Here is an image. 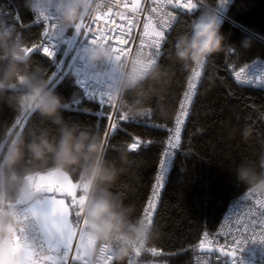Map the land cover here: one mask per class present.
<instances>
[{
  "label": "trees",
  "instance_id": "trees-1",
  "mask_svg": "<svg viewBox=\"0 0 264 264\" xmlns=\"http://www.w3.org/2000/svg\"><path fill=\"white\" fill-rule=\"evenodd\" d=\"M217 1L201 0L204 7L199 6L192 13H180L167 36L158 65L171 78L164 97L169 117L159 116L155 100L142 111L130 112L131 95L117 110L114 120L119 123V130L109 134L107 154L112 158L119 149L126 148L131 164L111 190L125 204L135 206V217H142L160 167L167 140V132L162 127L172 126L194 67L185 68L174 62L169 53L176 37L188 31L195 18L206 8H214ZM8 13L12 18L18 16V21L12 24L26 45H41L40 28L31 25V13L24 8L23 0H0V18H7ZM227 16L220 29L225 41L204 66L183 130L182 144L153 219L155 235L148 246L161 250L168 264H192L204 233H212L228 206L248 191L236 180V167L247 161L260 171V158L264 155V90L241 86L233 80L236 70L255 59H264V0H234ZM30 57L31 71L48 81L53 78L57 72L53 62L40 51ZM69 64L70 59L60 68L57 79L62 77L53 88L70 106L62 115L66 122L87 127L105 139L110 109L84 100ZM121 112L128 113L129 119L119 121ZM17 120L21 124L16 125ZM37 126L49 127L55 132L54 126L42 121L38 114H21L0 99V144L4 145L0 156L16 131L26 132ZM244 130L248 131L247 138ZM134 137L140 138L141 147L130 150L128 145ZM146 141L153 142L145 146ZM70 176L73 181L78 180Z\"/></svg>",
  "mask_w": 264,
  "mask_h": 264
},
{
  "label": "clouds",
  "instance_id": "clouds-1",
  "mask_svg": "<svg viewBox=\"0 0 264 264\" xmlns=\"http://www.w3.org/2000/svg\"><path fill=\"white\" fill-rule=\"evenodd\" d=\"M23 6L34 16L52 13L58 26L66 31L74 30L97 12L95 0H23ZM221 24L213 8H206L188 31L176 37L169 58L185 68L205 65L225 41ZM26 46L15 26L0 18V99L21 114H38L42 121L54 126L55 132L42 126L16 131L0 156V264H22V254L10 256L8 249L18 234L20 208L31 206L42 195L29 178L52 170L76 176L84 190V231L94 242L86 257L89 264H125L135 249L147 246L155 235L151 224L134 216L135 206L125 204L111 190L129 169V153L121 148L109 158L101 134L65 121L63 98L46 78L30 70L31 57ZM116 55L102 42L89 45L83 52L89 69L102 82L108 79L107 68L115 67L116 76L105 86L106 95L113 102H124L131 95L128 110L136 113L155 100L159 116L167 119L170 111L164 97L170 76L142 54L133 53L120 61ZM243 135L247 138L248 131L244 130ZM234 175L238 183L264 197V155L260 158V171L242 161ZM105 247L111 261L102 254Z\"/></svg>",
  "mask_w": 264,
  "mask_h": 264
},
{
  "label": "snow or ice",
  "instance_id": "snow-or-ice-1",
  "mask_svg": "<svg viewBox=\"0 0 264 264\" xmlns=\"http://www.w3.org/2000/svg\"><path fill=\"white\" fill-rule=\"evenodd\" d=\"M155 7L150 11L153 14H158L156 16L149 15V17L143 23V38L140 39V48L135 51V53L142 54L149 58V62H156V58L160 55V48L166 39L165 29H171L173 22L177 19L176 9H183L189 13L195 12L200 6L201 0H152ZM110 4H115L116 7L120 6L121 0H109ZM228 0H220V4L225 6ZM125 7L128 5L125 4ZM170 7L171 11L166 10ZM99 8V4L97 5ZM141 9V0H131V11L139 12ZM109 13L112 9L109 7ZM124 17V13L120 14ZM18 19V17H17ZM43 19L45 22L48 20H55L56 23L51 24L52 29H56L55 33L51 35L59 43H64L68 45V49L65 52V56L68 55L75 48V55L72 57L71 64L68 65L70 69H75L77 74H83L87 80H90L95 85L96 91L100 96V103H107L110 108L115 106L113 102L107 95L105 91V86L111 78L116 76V69L113 66H109L106 70L105 81L98 80L95 75L89 69L87 62L83 56V52L87 49L89 45L98 43V41H103L106 43L107 37L100 36L93 38L90 41L85 40L79 45L76 44V35L71 37H65L64 32L66 31L62 27L58 26L56 17L52 13L41 14L37 18ZM102 19L101 15L98 13L93 20L98 21ZM136 19H139L137 16ZM155 21V22H154ZM129 23H133L132 19L129 18ZM84 20L75 26V33L79 34L81 29L84 28ZM91 32V28H88ZM105 31H110L107 27ZM43 35H50L47 31ZM124 34L121 32L116 38L120 40L121 44H125L128 41L123 38ZM57 44H51L49 46L43 45H32L26 46V51L29 54L35 51H42L46 56L52 58L53 64L56 65L57 69L63 67L64 61L61 60L57 62L55 60ZM112 51L116 53L115 59L117 61L122 60V57L127 59L133 53L130 49H123L112 47ZM150 49V51H142L144 48ZM123 59V60H125ZM79 62V63H78ZM203 66V65H202ZM202 66H196L193 69L192 76L189 78L187 90L184 92V99L179 105V112L175 119V124L173 128L166 129L169 133L166 143L169 145L163 153V158L160 160V171L155 176L156 183L153 186L152 195L149 197L144 208L143 219H145L149 224H152V216L156 207V199L159 195L160 188L163 187L164 174L167 170V165L170 163L171 151L170 149H176L180 144V133L181 126L184 124V117L188 115L187 104L191 101L194 89L196 88L193 80L201 75L199 68ZM246 69L241 68L239 72H236V78L241 79L242 73H245ZM251 78H244L241 80L242 83H257L264 84V73L252 76ZM57 74H53V78L49 80V85L51 87L56 86ZM86 95H91V93H86ZM107 98L105 101L104 98ZM74 103H79L78 100H74ZM69 104H65V108H69ZM87 111V110H85ZM104 115V113H100ZM112 120L110 124V129L112 133L119 130V123L113 120L111 116L108 117ZM129 119V115L126 112H121L118 116L119 121H126ZM16 125L21 124L20 120H17ZM8 135H12L9 133ZM109 132H105V142L107 144ZM153 141L144 142L145 146L150 145ZM130 150H137L141 147V141L139 137H134L133 142L128 145ZM4 150V145L0 144V152ZM30 182L33 188L42 193L40 199H38L31 206L21 207L19 210L20 215V227L18 234L13 237V243L8 249V255L19 256L22 254L23 260L22 264H68L70 254L73 252V241L78 235V243L75 247V255L71 256L73 264L77 261H82V264H89L87 260L88 250L94 245V242L88 237L87 233L84 231V221L82 214V205L85 200L84 190L81 187L79 180L73 181L72 177L67 173L60 172L58 170H52L49 172H40L30 177ZM79 190V195H78ZM251 192V191H250ZM252 193V192H251ZM57 196L61 198H57ZM67 201V202H66ZM258 203L264 207V200H258ZM264 215V213H262ZM264 229V225H261ZM209 233H204V239L200 241L199 247L201 249L205 248V241L208 245H212L214 240L209 239ZM217 235H223L218 233ZM249 242H259L264 244V231L259 234V237L255 233L251 237L241 234L240 237L233 236L232 243L234 244V249L230 252H225L223 248L217 249L222 255L232 258V264H236L237 252L243 250L245 245ZM142 247L137 248L134 252L139 255ZM150 251L155 252V249ZM211 252L213 249L208 248ZM102 254L105 256L107 261H111V254L105 247L102 249Z\"/></svg>",
  "mask_w": 264,
  "mask_h": 264
},
{
  "label": "built area",
  "instance_id": "built-area-1",
  "mask_svg": "<svg viewBox=\"0 0 264 264\" xmlns=\"http://www.w3.org/2000/svg\"><path fill=\"white\" fill-rule=\"evenodd\" d=\"M234 0H228V3L225 6H222L220 4V0L217 1L216 6L213 8L215 14L218 16L220 21L228 20L227 12L230 9V6ZM99 4V8H97V5ZM127 4L128 6L125 7L124 5ZM95 5L97 8V12L86 18L84 20L85 27L81 29V32L79 34L75 33L74 30H69L64 32L65 37H71L73 35H76V44L79 45L81 42L85 40H91L93 38H97L100 36L107 37L106 45L117 47V48H123V49H130L132 53H135L136 50L140 48V39L143 38V23L145 20L149 17V15L156 16L158 14L151 13V9L155 7L152 0H141V9L139 12H132L131 9V0H121L120 6L116 7L115 4H110L109 0H95ZM200 6H205L202 2H200ZM111 7L112 11L109 13L108 9ZM166 10L171 11V8L168 7ZM186 10L183 9H176L175 12L178 15ZM100 14L102 19L98 21H94L93 18ZM124 13V17H122L120 14ZM139 17V19H136V17ZM17 15H14L13 18L8 13V17L4 18L9 23L17 22ZM38 16H34L31 13V25L36 26L40 28V37H41V45L43 46H49L51 44H57L58 47L54 49L56 51L55 60L58 62L63 60L64 63L70 59V64L72 62V57L75 55V48L68 53L67 56H65V52L68 49V45L64 43H59L56 41L52 33H55L57 30L51 28V24L56 23L55 20H48L44 21L43 19H39L37 22ZM132 19L133 23H129L128 20ZM177 19L173 22L171 29H165L166 31V39L170 31L175 26ZM12 21V22H11ZM155 22V21H154ZM14 25V24H12ZM91 28V32L88 31V28ZM110 29V31H105V28ZM47 31L50 35L45 36L43 33ZM123 32L124 36L123 38L126 39L128 42L125 44H121L120 40L116 37ZM165 39V41H166ZM103 42V41H98ZM165 42L163 43L162 47L160 48V55L156 58V62L159 64L160 59L163 54V47ZM142 51H150L148 48L142 49ZM41 54L47 58L49 61L52 62V58H49L46 56L42 51H40ZM131 56L127 57L130 58ZM125 59L122 57V60ZM79 63V62H78ZM203 65L199 68V71L201 72V75L193 80V83H195L196 88L193 90L194 94H196V91L201 83L202 80V74H203ZM196 66L193 67V69ZM241 68H245L246 72L242 73L241 79L238 80L236 78L235 73L239 72ZM239 68L233 73L234 80L242 85L251 86L255 88L264 89V84H257V83H242L241 80L244 78H251L249 76V73L254 77L258 74L264 73V59H255L251 62H248L243 67ZM60 70V69H59ZM59 70L57 69L56 74H58ZM72 74L75 79V85L79 89L82 97L85 101L94 103L100 106H104L110 109V116L115 119V115L117 113V110L119 109V106L121 104L118 102H115V106L110 108L107 103L101 104L100 103V96L99 93L95 89V85L92 81L87 80L86 77L81 73L77 74L75 69H71ZM193 72V70H192ZM192 76V73L190 74L189 78ZM86 93H91V95H86ZM105 101L107 98H104ZM194 104V97H192L191 101L187 104V111L188 115L184 117V124L181 126V133H180V144L179 147L176 149H170L171 156H170V163L167 165V170L164 174V181H163V187L159 190V195L155 201L156 207L153 212L152 216V224L154 215L159 207L160 198L162 196L163 190L165 188V185L167 183V177L168 173L171 169V166L173 164L174 158L177 155L178 150L180 149V146L182 144V134L184 127L186 125V122L190 116L191 107ZM179 112V107L177 109L176 116ZM175 119L171 127L163 126L162 130L167 132V137L169 135L168 131L166 129L173 128L175 124ZM112 123V120H109V127L108 132L109 134L112 133L110 129V124ZM167 141V140H166ZM169 145L166 143L165 149L168 148ZM164 149V151H165ZM163 151V153H164ZM163 158V154L161 159ZM160 171V167L158 172ZM156 181H154V184ZM153 184V186H154ZM153 190V187H152ZM152 190L151 194L152 195ZM149 196V197H150ZM258 200H264V197L258 196L254 193H251L250 190L247 191L245 196L238 197L235 201H233L227 208L226 212L224 213L218 227L212 232L209 233V239L214 240V243L212 245H208L205 241V248L211 247L213 251L209 253L201 252V248L198 247L197 253L194 255L192 264H232V258H229L228 256L222 255L217 249L223 248L225 252H230L234 249V244L232 243L233 236L240 237L241 234L251 237L253 233L256 234L257 237H259V234L264 231L262 229L261 225H264V207L261 206L260 203H258ZM144 215V211L142 214V217ZM141 217V218H142ZM151 224V225H152ZM218 233H222L223 235H217ZM204 235L200 239L203 240ZM76 242L73 244V252L70 254L69 262L68 264H73L71 260V256L75 255V247ZM151 249L148 245L141 248L140 254L137 255L135 252H133L129 257L126 258V264H168L164 258L162 257V252L159 249H155L156 251H150ZM236 264H264V244L259 242H249L242 251L237 252ZM76 264H82V261L75 262Z\"/></svg>",
  "mask_w": 264,
  "mask_h": 264
},
{
  "label": "bare ground",
  "instance_id": "bare-ground-1",
  "mask_svg": "<svg viewBox=\"0 0 264 264\" xmlns=\"http://www.w3.org/2000/svg\"><path fill=\"white\" fill-rule=\"evenodd\" d=\"M47 59V58H46ZM48 60V59H47ZM233 80H234V78H233ZM188 81H189V79H188ZM235 81V80H234ZM236 82V81H235ZM237 83V82H236ZM238 85H241V86H246V85H242V84H239V83H237ZM187 85H188V83H187ZM246 87H251V86H246ZM255 88V87H254ZM257 89H260V88H257ZM186 90H187V86H186ZM185 90V91H186ZM260 90H264V89H260ZM196 95V94H195ZM195 95L193 96L194 97V99H195ZM183 99H184V97H183ZM182 99V100H183ZM116 116V115H115ZM247 193V192H246ZM246 193L243 195V196H245L246 195ZM208 249V248H207ZM204 253H209V251H206V252H204Z\"/></svg>",
  "mask_w": 264,
  "mask_h": 264
},
{
  "label": "rangeland",
  "instance_id": "rangeland-1",
  "mask_svg": "<svg viewBox=\"0 0 264 264\" xmlns=\"http://www.w3.org/2000/svg\"><path fill=\"white\" fill-rule=\"evenodd\" d=\"M61 77H62V76H60V77L56 80V82H55L56 84L60 81ZM51 88H53V87H51ZM78 195H79V194H78ZM57 198H61V197H58V196H57ZM66 202H67V201H66ZM74 241H75L76 243H78V235H77V237L74 239Z\"/></svg>",
  "mask_w": 264,
  "mask_h": 264
},
{
  "label": "water",
  "instance_id": "water-1",
  "mask_svg": "<svg viewBox=\"0 0 264 264\" xmlns=\"http://www.w3.org/2000/svg\"><path fill=\"white\" fill-rule=\"evenodd\" d=\"M200 251L201 252H206V251H208V249L207 248H204V249H201Z\"/></svg>",
  "mask_w": 264,
  "mask_h": 264
},
{
  "label": "crops",
  "instance_id": "crops-1",
  "mask_svg": "<svg viewBox=\"0 0 264 264\" xmlns=\"http://www.w3.org/2000/svg\"><path fill=\"white\" fill-rule=\"evenodd\" d=\"M79 191V190H78ZM59 197V196H58ZM75 241H73V244H74Z\"/></svg>",
  "mask_w": 264,
  "mask_h": 264
}]
</instances>
